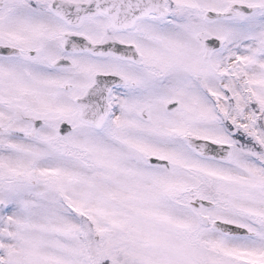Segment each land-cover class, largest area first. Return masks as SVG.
<instances>
[{"label": "snow or ice", "instance_id": "snow-or-ice-1", "mask_svg": "<svg viewBox=\"0 0 264 264\" xmlns=\"http://www.w3.org/2000/svg\"><path fill=\"white\" fill-rule=\"evenodd\" d=\"M0 264H264V0H0Z\"/></svg>", "mask_w": 264, "mask_h": 264}]
</instances>
